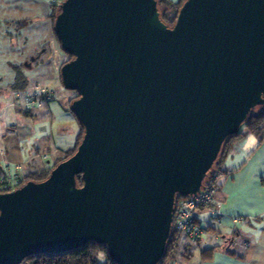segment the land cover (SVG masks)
<instances>
[{
  "label": "water",
  "instance_id": "obj_1",
  "mask_svg": "<svg viewBox=\"0 0 264 264\" xmlns=\"http://www.w3.org/2000/svg\"><path fill=\"white\" fill-rule=\"evenodd\" d=\"M53 32L82 135L44 179L0 191V264L88 242L160 264L177 197L264 105V0H183L171 25L157 0H60Z\"/></svg>",
  "mask_w": 264,
  "mask_h": 264
},
{
  "label": "crops",
  "instance_id": "obj_2",
  "mask_svg": "<svg viewBox=\"0 0 264 264\" xmlns=\"http://www.w3.org/2000/svg\"><path fill=\"white\" fill-rule=\"evenodd\" d=\"M57 2L0 0V176L23 181L24 174L49 167L74 145L80 129L75 115L67 113L74 136L52 161L44 151L38 162L40 154L25 149V143L34 141L35 126L23 117L30 115L33 122L38 116L50 118L48 104L57 101L61 89L63 51L53 32ZM63 94L59 105L66 111L75 93ZM218 171L214 195L221 202L219 219L211 221L206 210H196L203 231L194 241L179 237L174 262L196 255L197 264H264V137L245 130L228 144Z\"/></svg>",
  "mask_w": 264,
  "mask_h": 264
},
{
  "label": "trees",
  "instance_id": "obj_3",
  "mask_svg": "<svg viewBox=\"0 0 264 264\" xmlns=\"http://www.w3.org/2000/svg\"><path fill=\"white\" fill-rule=\"evenodd\" d=\"M157 1H158V7L160 10L161 19L168 25H171L175 19L176 12L183 0H176V1L157 0ZM55 9H56V6L54 8V12H55ZM54 12H53V18H54ZM69 57L70 56L68 55V58ZM76 96L77 94L75 92L74 96L70 99V101ZM79 127L80 129H79L78 135L72 147L66 149L64 153L62 154V156H58L49 167H43V168L30 171L24 174L22 176L23 181L27 179H33V180L44 179L47 176L51 167H53L58 161L72 154L82 135V127L80 125ZM246 130L255 134L259 138L264 137V105L261 107H258L253 112V114L247 121ZM241 134L242 133L231 136L230 138L227 139V141L225 142L224 148H223V152L218 158L217 163L215 167L213 168V170L211 171V173L214 171H218L219 162L224 156L228 144L233 139L239 137ZM77 181L79 184H81V179L79 175L77 176ZM183 197H184L183 195H179L176 201H178L179 199ZM178 241H179V237L176 238L174 234L172 233L167 243V246H166V249H165V252H164V255L162 257L160 264H167V263L176 264L174 262V259L177 254V248L179 246ZM19 264H115V263L108 256L104 245L93 243V242H88L86 244H83L79 247H76L74 249L67 250V251L56 252V253L30 254L26 256Z\"/></svg>",
  "mask_w": 264,
  "mask_h": 264
},
{
  "label": "rangeland",
  "instance_id": "obj_4",
  "mask_svg": "<svg viewBox=\"0 0 264 264\" xmlns=\"http://www.w3.org/2000/svg\"><path fill=\"white\" fill-rule=\"evenodd\" d=\"M68 58V55L63 52L62 56V62L63 63ZM61 85V89L59 88L57 90L58 99L57 101H52L48 105H50L51 114L50 118L47 119V117H40L38 116V121L33 122L32 117L30 115H26L23 113L21 116L26 120L25 122L29 123L30 126L32 124L35 126L33 130V135L35 137L33 138L34 141L29 140L28 143L24 144L25 149L36 151L40 155L37 156L36 160L40 162L43 160L42 152H46L48 155V159L51 161L54 159L55 156H58L61 152V149H64L68 142L72 140L73 136L71 134L72 132V123L70 121H67V118H64L65 115L68 113L69 115H73L72 111L70 110V107L66 104L67 108L66 111L60 108L59 103L65 101V97L63 92L74 94L75 92L73 90L66 89L62 86L60 80L57 82ZM56 83V85H57ZM58 88V87H57ZM75 117V116H74ZM33 122V123H32ZM34 147V148H32ZM62 156V155H60ZM26 170L32 169L29 168V166H25ZM178 264H197L198 258L196 255L192 256L189 260L178 258L177 260ZM168 264V263H167Z\"/></svg>",
  "mask_w": 264,
  "mask_h": 264
},
{
  "label": "built area",
  "instance_id": "obj_5",
  "mask_svg": "<svg viewBox=\"0 0 264 264\" xmlns=\"http://www.w3.org/2000/svg\"><path fill=\"white\" fill-rule=\"evenodd\" d=\"M59 1L60 0H58V2ZM219 177V171L210 173L203 183V187L200 192L195 195L184 196L176 201V208L173 214L172 222V233L176 238L185 236L194 241L200 237L203 227L196 221L195 218V211L198 209L206 210L211 221H218L221 202L214 194ZM22 182L23 181L16 176L10 178L3 174L0 176V191L14 189Z\"/></svg>",
  "mask_w": 264,
  "mask_h": 264
}]
</instances>
